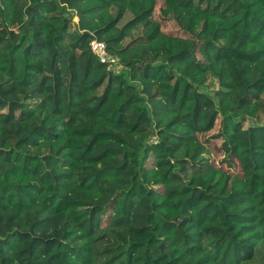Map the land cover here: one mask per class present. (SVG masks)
<instances>
[{
  "label": "trees",
  "instance_id": "trees-1",
  "mask_svg": "<svg viewBox=\"0 0 264 264\" xmlns=\"http://www.w3.org/2000/svg\"><path fill=\"white\" fill-rule=\"evenodd\" d=\"M0 264H264V0H0Z\"/></svg>",
  "mask_w": 264,
  "mask_h": 264
},
{
  "label": "built area",
  "instance_id": "built-area-1",
  "mask_svg": "<svg viewBox=\"0 0 264 264\" xmlns=\"http://www.w3.org/2000/svg\"><path fill=\"white\" fill-rule=\"evenodd\" d=\"M89 49L101 64L107 65L110 68L116 65L117 59L107 53L105 44L102 41L91 40L89 42Z\"/></svg>",
  "mask_w": 264,
  "mask_h": 264
},
{
  "label": "rangeland",
  "instance_id": "rangeland-1",
  "mask_svg": "<svg viewBox=\"0 0 264 264\" xmlns=\"http://www.w3.org/2000/svg\"><path fill=\"white\" fill-rule=\"evenodd\" d=\"M74 21L76 22L77 19L75 18ZM211 148V155H210V159L212 162H214L215 164H218L220 159L222 158V155L217 153L215 151V149L212 148V146L210 147Z\"/></svg>",
  "mask_w": 264,
  "mask_h": 264
},
{
  "label": "water",
  "instance_id": "water-1",
  "mask_svg": "<svg viewBox=\"0 0 264 264\" xmlns=\"http://www.w3.org/2000/svg\"><path fill=\"white\" fill-rule=\"evenodd\" d=\"M113 70V69H112Z\"/></svg>",
  "mask_w": 264,
  "mask_h": 264
}]
</instances>
